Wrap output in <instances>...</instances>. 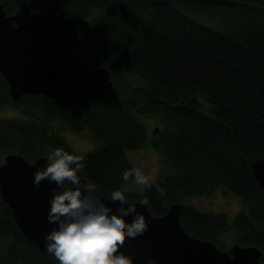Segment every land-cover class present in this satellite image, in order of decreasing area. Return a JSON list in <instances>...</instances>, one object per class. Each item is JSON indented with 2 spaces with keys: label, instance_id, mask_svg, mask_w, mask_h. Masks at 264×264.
Returning <instances> with one entry per match:
<instances>
[{
  "label": "trees",
  "instance_id": "obj_1",
  "mask_svg": "<svg viewBox=\"0 0 264 264\" xmlns=\"http://www.w3.org/2000/svg\"><path fill=\"white\" fill-rule=\"evenodd\" d=\"M7 15L54 5L76 24L84 65L109 70L110 89L78 93L59 84L53 98L22 96L28 119H0V164L8 153L32 163L54 148L75 154L50 126L87 130L97 147L84 155L82 176L108 197L129 183L135 167L126 150L144 147L146 127L137 116L163 123L151 145L173 175L149 183L130 202L147 198L153 217L175 203L188 235L225 250V234L264 253V194L250 164L264 157V0H0ZM0 105L13 103L0 74ZM77 155V154H75ZM177 172V173H176ZM163 190V195L157 191ZM221 188L241 201L230 221L182 201ZM262 261V257L259 259ZM0 264H57L29 243L0 199ZM148 264H155L148 262Z\"/></svg>",
  "mask_w": 264,
  "mask_h": 264
},
{
  "label": "water",
  "instance_id": "obj_2",
  "mask_svg": "<svg viewBox=\"0 0 264 264\" xmlns=\"http://www.w3.org/2000/svg\"><path fill=\"white\" fill-rule=\"evenodd\" d=\"M75 28V21L60 15L51 4L39 12L21 7L11 15L0 4V74L13 103L19 104L24 95L53 98L62 83L81 94L111 88L108 69L81 64L72 55L81 46ZM158 131L156 127L152 135ZM45 164V156L29 163L17 153L6 154L0 164V199L23 237L40 251L45 250V234L54 227L46 221V215L56 185L47 180H42L39 187L33 185V172ZM250 169L264 194V157L252 161ZM130 203L137 205L148 226L143 235L126 238L120 249L132 264H264V253L254 246L234 244L224 251L188 235L179 222V203L172 204L160 217H153L139 202ZM111 206L115 210L117 203ZM126 220L130 222L131 216Z\"/></svg>",
  "mask_w": 264,
  "mask_h": 264
},
{
  "label": "clouds",
  "instance_id": "obj_3",
  "mask_svg": "<svg viewBox=\"0 0 264 264\" xmlns=\"http://www.w3.org/2000/svg\"><path fill=\"white\" fill-rule=\"evenodd\" d=\"M84 167L82 155L54 148L46 164L33 172L34 186L39 187L42 180L56 185L48 200L46 221L54 227L44 236L46 252L57 264H132L120 249L126 238L135 239L147 230L144 216L129 202L126 189L101 198L97 186L79 175ZM130 178L137 185L149 184V178L135 167L121 172L122 181ZM157 191L163 195L159 187ZM113 203H117L115 210ZM148 204L147 198L139 201V205Z\"/></svg>",
  "mask_w": 264,
  "mask_h": 264
},
{
  "label": "rangeland",
  "instance_id": "obj_4",
  "mask_svg": "<svg viewBox=\"0 0 264 264\" xmlns=\"http://www.w3.org/2000/svg\"><path fill=\"white\" fill-rule=\"evenodd\" d=\"M17 105L19 106V104ZM25 108L24 105L20 108L0 105V119H28L29 116L25 113ZM137 118L146 127V143L142 148L126 150L125 156L127 160L149 178V183L157 181L158 178L173 175V169L168 168L167 170L163 168L160 152L151 145V138L156 136L152 135L153 129L156 127L160 128V126H163V123L158 121L155 117H147L145 115H138ZM50 126L56 134L65 139L68 146L77 155H84L97 147V144L89 139L87 130L81 133H74L59 121H54ZM145 186L146 185H137L134 179H132L125 185V189L129 192L139 194L143 191ZM182 203L202 213H224L230 221L237 215L241 207L239 197L230 192L223 193L221 188H217L213 194L209 196L187 197ZM229 235L230 233H227L225 237H223L226 243V251L233 245L231 240H229Z\"/></svg>",
  "mask_w": 264,
  "mask_h": 264
}]
</instances>
